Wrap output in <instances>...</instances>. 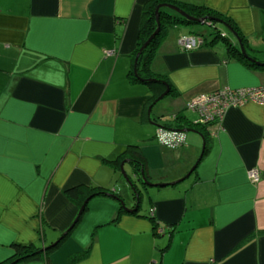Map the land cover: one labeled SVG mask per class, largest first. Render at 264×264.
<instances>
[{
    "label": "crops",
    "instance_id": "1",
    "mask_svg": "<svg viewBox=\"0 0 264 264\" xmlns=\"http://www.w3.org/2000/svg\"><path fill=\"white\" fill-rule=\"evenodd\" d=\"M148 1L0 0V263L15 243L46 249L72 229L53 264H264V105L232 106L206 126L188 109L217 89L264 85L255 61L264 62V0H176L228 17L246 54L234 35L235 54L221 38L210 44L207 32L173 27L150 65L176 94L151 115L148 84L130 75ZM186 34L203 43L182 49ZM180 112L191 123L179 126ZM160 126L195 131L169 148L156 140ZM129 145L140 146L151 183L165 184L143 186L139 202L107 161ZM125 160L136 180V163ZM79 185L108 192L91 197L72 228L80 209L66 190Z\"/></svg>",
    "mask_w": 264,
    "mask_h": 264
},
{
    "label": "trees",
    "instance_id": "2",
    "mask_svg": "<svg viewBox=\"0 0 264 264\" xmlns=\"http://www.w3.org/2000/svg\"><path fill=\"white\" fill-rule=\"evenodd\" d=\"M162 3H171L176 6H179L188 14L196 18L217 17L230 23V19L228 17L222 15L221 13L216 12L212 8L203 4L178 2L176 0H149L146 3L143 11V22L140 28L138 49L136 50L133 57V65L130 70V75L135 81L141 80L148 84L150 91L152 93V97H151L152 103L155 102V100L160 95H162L167 89L170 90L169 95H175L176 90L168 80L163 79L162 77H160L159 74L154 72V70L151 68L150 65L151 60L153 59L158 46L167 36L170 29L178 25L179 26L189 25L191 23L188 19L184 18L183 16H181L176 12L175 14H171L170 12H168L167 10L169 8L166 7L161 8L159 11L161 30L156 35V37L151 41V43L146 47V49L141 53L136 65V56L140 48L157 29V20H156L155 11L157 6ZM217 24H218L217 22H213L212 25L215 26V28H217L216 26ZM220 38L227 43L226 46L228 47L230 53L233 54L239 53V49L238 48L236 49L234 44L229 40V38H227V36L225 37L221 36L220 30L216 32V37L214 40L210 42V44H214L216 42V39H220ZM175 121L179 124V126H183L184 122L191 123V120L186 115H183L182 112L175 114ZM206 125L207 124H201L200 126H206ZM125 159H131V161H134L136 163L137 169H139L137 172L138 178L136 180L134 179L131 180L133 183L132 187L133 188L136 187L139 191L140 186L138 182L141 183L143 186L146 185V183L143 182V179L141 178L140 175L142 169L146 171V159L140 149V146L129 145L124 150V152L121 155H119L116 159L113 160L107 159V161L114 167L121 168V163ZM144 175L146 176L147 173H144ZM107 192L108 189L106 188L85 186V185L75 186L66 190V194L69 197V199L73 201L79 207V209H81L84 206L83 212L78 215L77 219L72 224V228L77 224V222L81 218V215L88 209V203H85L86 200L95 195L105 194ZM135 194L137 195V192H135ZM136 214L139 215V213ZM158 228L159 226L155 225V233L157 235L159 234L157 232ZM71 230H68L65 234H63V236L59 239L57 243L47 247L46 249L39 248L35 245H23V244L15 243L13 244L14 255L8 258L7 260L1 262L0 264H17L18 262L21 261H28V260L41 259V258L47 260V264H53V262L50 259V255L53 249H56L60 245V243L66 239V237L70 234ZM170 232H171V228L170 230L168 229V233Z\"/></svg>",
    "mask_w": 264,
    "mask_h": 264
},
{
    "label": "built area",
    "instance_id": "3",
    "mask_svg": "<svg viewBox=\"0 0 264 264\" xmlns=\"http://www.w3.org/2000/svg\"><path fill=\"white\" fill-rule=\"evenodd\" d=\"M202 43L203 40L194 34H186L179 37V44L184 50L198 48ZM107 54L112 55L114 51H107ZM248 101L264 105V85L236 89L230 87L217 89L191 99L188 103V109L197 115L196 122L210 124L221 122L228 108L242 105ZM156 140L159 144L166 147L178 148L185 144L186 133L177 128L160 126L157 129ZM259 173L258 168H251L248 173L250 180L254 183L259 182ZM157 232L162 234L165 230L158 228Z\"/></svg>",
    "mask_w": 264,
    "mask_h": 264
},
{
    "label": "water",
    "instance_id": "4",
    "mask_svg": "<svg viewBox=\"0 0 264 264\" xmlns=\"http://www.w3.org/2000/svg\"><path fill=\"white\" fill-rule=\"evenodd\" d=\"M169 8L170 10L180 14L181 16H183L184 18L188 19L191 23L189 25H192V24H208L209 26H212L213 22H217V23H221L223 24L229 31L228 32H223L225 36H229V33L230 35H234L237 42H238V45H239V48L240 50L246 54V49L243 45V42H242V39L240 38V36L238 35V33L232 28V26L226 22L225 20L221 19V18H217V17H204V18H196L194 16H191L190 14H188L186 11H184L182 8H180L179 6H176L174 4H171V3H162V4H159L156 8V20H157V29L154 31V33L149 37V39L143 44V46L140 48L137 56H136V65H137V62H138V59L141 55V53L146 49V47L151 43V41L156 37V35L160 32L161 30V24H160V17H159V11L161 8ZM187 25V26H189ZM215 27V26H213ZM202 33V32H200ZM196 34V33H195ZM199 34V33H198ZM205 35V34H204ZM207 36V35H205ZM248 56V55H247ZM250 57V56H248ZM251 59H253L252 57H250ZM255 60V59H253ZM257 63L259 64H263L264 62H259L257 60H255ZM169 92L170 90L167 89L162 95H160L156 100L155 102L150 106L149 108V113L151 115L152 113V110H153V107L155 104H157L159 101H161L162 99H164L166 96L169 95ZM182 131H186V132H189V131H195V130H192V129H184ZM127 160H124L122 163H121V171L122 173L124 174V176L127 178V180L130 182L131 185H133L132 181H130V179L128 178L127 176V173H126V170L124 168V165L126 163ZM195 166L191 169V171L187 174V177L192 173V171L194 170ZM141 178L143 179V182L148 184V186H158V185H165V184H155V183H151V181L144 175V170L141 171ZM184 178H182L181 180H183ZM179 180V181H181ZM176 182H173V184H175ZM139 186H140V190L138 191V189L136 187H132L134 192H137V198H138V202L140 200V195L143 193V185L141 183H139ZM90 198H88L86 200L85 203L88 202ZM122 205H123V208L128 211V212H134L136 211L137 208H134V209H131V208H128L126 207V205L124 204V202H122ZM84 210V206L79 210V214H81Z\"/></svg>",
    "mask_w": 264,
    "mask_h": 264
},
{
    "label": "rangeland",
    "instance_id": "5",
    "mask_svg": "<svg viewBox=\"0 0 264 264\" xmlns=\"http://www.w3.org/2000/svg\"><path fill=\"white\" fill-rule=\"evenodd\" d=\"M168 12L170 13H174L172 10L168 9L167 10ZM217 28L213 27V26H209L208 24H192V25H189L187 28L191 29L194 33H200V32H207L205 35H207V37H211L212 40L215 39L216 37V32L219 30H226V32H228L229 30L221 23H218L217 25ZM230 34V33H229ZM222 41V39H221ZM221 43V42H220ZM129 185V183H128ZM130 187V185H129ZM152 190H158V188H152L150 187L149 188V192H152ZM126 202V201H125ZM148 205H149V202H147V195L144 197V201H143V204H142V211L145 212V211H148ZM126 207H129L128 205H126Z\"/></svg>",
    "mask_w": 264,
    "mask_h": 264
}]
</instances>
